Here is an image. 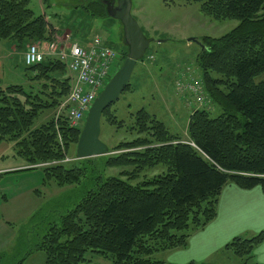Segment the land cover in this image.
<instances>
[{
    "label": "trees",
    "instance_id": "1",
    "mask_svg": "<svg viewBox=\"0 0 264 264\" xmlns=\"http://www.w3.org/2000/svg\"><path fill=\"white\" fill-rule=\"evenodd\" d=\"M103 1L83 7L92 16L104 17ZM183 1L200 3L212 18L239 21L230 32L202 40L199 78L215 109H195L186 136L173 133L145 108L131 113L132 122L126 125L111 105L102 119L118 129L127 127L136 137L110 148L107 155L78 158L75 150L66 161L83 126L71 127L55 114L40 125L36 122L70 93L73 78L67 64L48 57L28 66L30 87H3L0 78V144L14 143L17 155L29 163L27 169L43 168L45 182L54 181L60 188L85 179L90 184L36 244L46 255L44 264H82L90 262L89 253L111 264H177L153 255L186 248L192 233L217 216L227 185L264 192V0ZM30 2L0 0V41L23 48L53 39L54 29L44 14L35 15ZM75 36L81 44L90 41L86 34ZM134 90L130 82L123 93ZM109 168L121 171L108 175ZM159 168L161 172L149 175ZM263 242L264 230L252 237L237 236L226 249L242 264H258L252 263L254 251ZM2 258L0 254V262Z\"/></svg>",
    "mask_w": 264,
    "mask_h": 264
},
{
    "label": "rangeland",
    "instance_id": "2",
    "mask_svg": "<svg viewBox=\"0 0 264 264\" xmlns=\"http://www.w3.org/2000/svg\"><path fill=\"white\" fill-rule=\"evenodd\" d=\"M96 1L98 0H31L30 8L35 15L45 13L49 24L59 27L58 35L63 36L65 32L69 31L74 37V31L78 30L81 33L89 32L90 37L99 34L104 40L110 42V45L118 53L122 54L127 45L124 42L123 25L120 20L109 15L92 16L83 7V3ZM130 3L132 16L145 36L152 39L147 53L153 58L148 59L146 54L144 59L137 62L130 80L135 90L122 93L119 100L112 105V109H116L118 118L125 120L126 125H129L132 122L131 113L145 108L149 112L157 114L173 133L178 132L186 136L185 126L194 104L190 103L188 95H182L177 91L178 75L181 71L189 72L201 81L197 54L202 48L203 38L220 37L234 29L239 21L237 19L218 20L212 18L201 10L200 3H186L183 0H130ZM35 42H30L28 45ZM38 42L47 46L50 40ZM2 43L4 44H0V46L4 47L6 42ZM16 48L18 47L16 46ZM3 55L7 56L6 48L3 50ZM8 60L3 67H0L3 87L11 84L30 87L33 83L30 79L32 73L27 69L25 62L17 56ZM123 62L122 58L120 68ZM69 74L71 75L70 71ZM206 95L209 97L207 93ZM169 96L180 100L183 109L181 113L173 114L171 105L167 101ZM59 107L60 105L55 110L45 113L37 120L36 125H40L53 114L56 118ZM214 109L215 106H212L211 110ZM178 117L179 122L177 123ZM62 119L67 120L65 116ZM135 137L136 134L130 132L127 127L118 129L116 126L110 125L105 118L102 119L100 139L109 148ZM4 150L6 158L0 159V169L12 166H20V168L10 170L0 176V198L3 199L4 193L8 196L18 195L27 186H36L40 193L37 192L36 195L35 192L33 197L24 194L3 208V213L7 220H11V224L6 223L5 226L6 246L0 251L4 257L0 264H17L22 258H25L23 264H44L46 255L43 251L35 249L36 244L51 224L59 223L61 215L66 214L81 200L90 186L89 181L85 179L79 185L66 186L59 191L60 187L54 181H44L45 174L42 167L27 169L29 167L26 166H29V163L17 155L14 143ZM75 150V147H72L68 157L72 158L75 155ZM21 166L25 167L21 168ZM162 169L159 168L149 175L161 172ZM120 171L121 168H109L107 174H118ZM26 203L35 205L30 213L27 212L29 205ZM0 214H2L1 210ZM30 251L32 253L29 254ZM175 253L176 251H160L155 253L153 258L167 260L171 259ZM87 259L90 262L82 264H111L110 260L95 253H89ZM256 261L255 257L252 263ZM195 263L242 264V260L232 251L223 248L208 259H199Z\"/></svg>",
    "mask_w": 264,
    "mask_h": 264
},
{
    "label": "crops",
    "instance_id": "3",
    "mask_svg": "<svg viewBox=\"0 0 264 264\" xmlns=\"http://www.w3.org/2000/svg\"><path fill=\"white\" fill-rule=\"evenodd\" d=\"M44 15L46 16L45 13ZM55 28L58 29L59 27ZM76 32L80 31L78 30ZM76 32L74 31V34ZM82 34H86L89 39L92 38V36H89L91 35L89 32L84 31ZM2 42L6 43L4 47L0 46V67H3L5 62L9 61L8 59L11 60L13 56H17L18 58L20 57V60H23L24 62L25 49L27 48L28 44L19 49L16 48V44L12 41L3 40L0 41V44H4ZM89 42L90 41H88L86 45H88ZM105 42L110 44V42L107 40H105ZM5 48L7 53L6 57L3 55V50H5ZM167 101H169L171 105L173 114L177 115L181 113L183 110L181 106L182 103L178 98L169 96ZM176 122H179V117L176 119ZM188 122L189 118L185 126V135L187 134ZM10 144L11 143L7 142L0 144L1 160L6 158V151L4 149L9 147ZM22 167L25 166H21V168ZM18 168H20V166H12L10 168L0 169V176L8 173L10 170H15ZM58 190L60 191L61 188H58ZM35 192L36 195L38 194L37 192L40 193V191L36 189V186H27V188L20 191L18 195L14 196V194H12L11 196H8L6 193H4L3 199L0 198V210L2 212V214H0V251L6 246V238L4 233L6 223L11 224V220H7L5 214L3 213V208L24 194H28L29 196L33 197ZM26 204L29 205L27 212L30 213L33 211L35 205H30L29 203ZM262 230H264V192L262 189L256 187L254 189L246 190L239 188L234 184H229L223 189L220 196L217 216L204 228L192 233L186 248L165 250L176 251V253L171 259L168 258L169 260L167 259L164 261L177 264H189L190 262H195L199 259H208L212 255L218 253L220 250H223V248L225 249L226 245L231 242L233 238L237 236L252 237ZM255 257L257 258L256 263L264 264V242L255 249L254 258Z\"/></svg>",
    "mask_w": 264,
    "mask_h": 264
},
{
    "label": "built area",
    "instance_id": "4",
    "mask_svg": "<svg viewBox=\"0 0 264 264\" xmlns=\"http://www.w3.org/2000/svg\"><path fill=\"white\" fill-rule=\"evenodd\" d=\"M47 56L65 61L74 75L70 93L60 104L56 118L64 115L71 127L78 128L83 125L92 103L117 70L119 55L99 35L93 36L90 43L83 46L72 39L71 32H66L62 38L57 36L47 46L41 42L31 44L25 61L27 65H34L43 62ZM176 87L180 93L191 96L198 106H210L211 100L205 93L203 83L189 72H180Z\"/></svg>",
    "mask_w": 264,
    "mask_h": 264
},
{
    "label": "water",
    "instance_id": "5",
    "mask_svg": "<svg viewBox=\"0 0 264 264\" xmlns=\"http://www.w3.org/2000/svg\"><path fill=\"white\" fill-rule=\"evenodd\" d=\"M107 14L120 20L123 25V38L128 47L122 67L112 77L105 89L94 101L76 145L78 158L107 155L110 148L101 139V121L104 111L116 103L130 83L137 62L143 58L152 39L145 36L136 19L131 14L130 0H104Z\"/></svg>",
    "mask_w": 264,
    "mask_h": 264
}]
</instances>
